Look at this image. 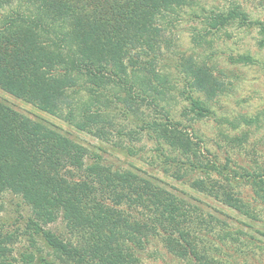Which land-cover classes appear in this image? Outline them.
<instances>
[{"label":"trees","instance_id":"1","mask_svg":"<svg viewBox=\"0 0 264 264\" xmlns=\"http://www.w3.org/2000/svg\"><path fill=\"white\" fill-rule=\"evenodd\" d=\"M184 8L194 10L191 17H201L204 26L202 33L192 27L196 45L231 25L256 29L264 44V22L251 19L238 4L204 13L197 0H0V89L98 138L104 134L103 109L114 102L126 118L141 123L140 133L187 153L190 140L176 118L192 114L198 121L207 107L188 93L183 96L188 107L174 117L161 103L166 76L155 62L167 39L166 25ZM231 60L250 63L252 58ZM183 67L192 91L210 96L219 86L209 69L194 68L192 59ZM142 107L162 117H141ZM241 177L264 207V173ZM194 188L207 192L203 181ZM3 192L22 199L31 210L33 233L72 264H143L139 251L150 238L195 264H222L225 221L133 171L111 170L98 158L88 162L81 144L0 102ZM224 201L246 208L225 194ZM60 217L71 241L47 229ZM8 242L0 234V264H14ZM23 258L30 263L33 255ZM36 264L55 263L40 257Z\"/></svg>","mask_w":264,"mask_h":264},{"label":"rangeland","instance_id":"2","mask_svg":"<svg viewBox=\"0 0 264 264\" xmlns=\"http://www.w3.org/2000/svg\"><path fill=\"white\" fill-rule=\"evenodd\" d=\"M197 4L204 13L238 4L251 19L264 22V0H197ZM191 11L194 10L184 8L177 20L166 25L167 39L161 41L162 51L155 60L166 76L167 96L161 102L165 103V109L179 117V110L188 107L183 97L188 93L207 107V113L198 121L191 120L192 114L176 118L180 123L178 130L190 140L191 149L187 153L174 150L154 134L140 133L137 125L141 123L126 118L114 102L103 109L106 117L101 138L77 130L62 118L42 112L1 89L0 102L81 144L87 150L88 162L98 158L111 170L133 171L225 221L227 243L220 248L222 264H264V207L253 187L241 177L243 173L252 176L264 173V44L260 45L263 35L253 28L231 25L205 36V41L196 45L191 40L192 27L201 32L204 26L201 17H191ZM240 55H249L252 61L231 60ZM191 59L194 68L206 67L219 83L212 96L191 90L183 67ZM107 88L113 93L111 84ZM141 109L144 111L141 117L158 120L162 117L150 108ZM196 181H203L207 192L197 191ZM224 194L239 208L246 205V211L231 208L224 201ZM0 204V234L8 237L14 264H36L40 257L55 264H72L33 233L29 225L31 210L18 195L3 192ZM47 229L71 241L62 217ZM28 254L33 255L30 263L23 258ZM139 256L143 264H195L170 252L156 238L145 242Z\"/></svg>","mask_w":264,"mask_h":264}]
</instances>
